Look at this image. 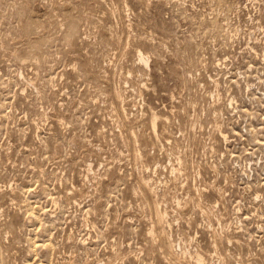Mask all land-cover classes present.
Returning a JSON list of instances; mask_svg holds the SVG:
<instances>
[{"label":"rangeland","instance_id":"obj_1","mask_svg":"<svg viewBox=\"0 0 264 264\" xmlns=\"http://www.w3.org/2000/svg\"><path fill=\"white\" fill-rule=\"evenodd\" d=\"M0 264H264V0H0Z\"/></svg>","mask_w":264,"mask_h":264},{"label":"bare ground","instance_id":"obj_2","mask_svg":"<svg viewBox=\"0 0 264 264\" xmlns=\"http://www.w3.org/2000/svg\"><path fill=\"white\" fill-rule=\"evenodd\" d=\"M139 60L141 61V62H143L144 64H148V60H149V58H147L144 54H142V53H139ZM118 97V99H121V97H120V95H117ZM156 123H157V118H154V121H153V125L155 126L156 125ZM148 187V186H147ZM146 187V188H147ZM160 224V223H159ZM165 227V226H164ZM155 229V228H154ZM160 229V228H159ZM153 232H154V230H152ZM162 235H164V234H162ZM162 239V238H161ZM163 240V239H162ZM165 242V241H164ZM164 242H162V244L164 243ZM167 245V244H166Z\"/></svg>","mask_w":264,"mask_h":264}]
</instances>
